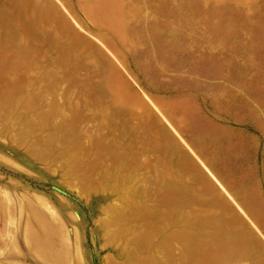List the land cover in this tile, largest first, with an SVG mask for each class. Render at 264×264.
Masks as SVG:
<instances>
[{"label":"rangeland","instance_id":"374dc122","mask_svg":"<svg viewBox=\"0 0 264 264\" xmlns=\"http://www.w3.org/2000/svg\"><path fill=\"white\" fill-rule=\"evenodd\" d=\"M179 74L264 135V0H0V264H247L143 96Z\"/></svg>","mask_w":264,"mask_h":264},{"label":"crops","instance_id":"0c3cea01","mask_svg":"<svg viewBox=\"0 0 264 264\" xmlns=\"http://www.w3.org/2000/svg\"><path fill=\"white\" fill-rule=\"evenodd\" d=\"M177 77L179 81H172L171 75H165L163 81L174 90L143 96L200 165L212 199L220 201L204 207L233 209L236 222L245 225L243 234L236 232L237 255L244 263L264 264V135L244 120L213 113L210 87L206 106L203 94L193 91V84L202 82Z\"/></svg>","mask_w":264,"mask_h":264}]
</instances>
